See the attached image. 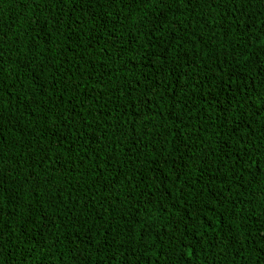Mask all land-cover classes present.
Listing matches in <instances>:
<instances>
[{
  "label": "trees",
  "instance_id": "obj_1",
  "mask_svg": "<svg viewBox=\"0 0 264 264\" xmlns=\"http://www.w3.org/2000/svg\"><path fill=\"white\" fill-rule=\"evenodd\" d=\"M0 264H264V0H0Z\"/></svg>",
  "mask_w": 264,
  "mask_h": 264
},
{
  "label": "snow or ice",
  "instance_id": "obj_2",
  "mask_svg": "<svg viewBox=\"0 0 264 264\" xmlns=\"http://www.w3.org/2000/svg\"><path fill=\"white\" fill-rule=\"evenodd\" d=\"M129 2L135 4V3L138 2V0H129ZM158 2H161L162 3L163 0H158ZM237 243H238V241H237ZM191 254H192V251H191V249H189V255H191Z\"/></svg>",
  "mask_w": 264,
  "mask_h": 264
}]
</instances>
